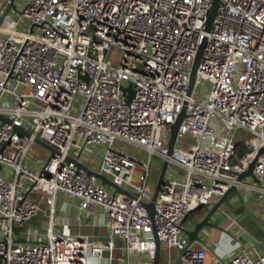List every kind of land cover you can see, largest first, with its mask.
<instances>
[{
  "label": "built area",
  "instance_id": "1",
  "mask_svg": "<svg viewBox=\"0 0 264 264\" xmlns=\"http://www.w3.org/2000/svg\"><path fill=\"white\" fill-rule=\"evenodd\" d=\"M16 8L19 20L0 11V116L11 122L0 120V264H154L156 238L185 250L182 264H264L256 247L209 261L185 233L195 211H211L233 187L264 204V0H23ZM34 146L47 162L31 155ZM92 148L100 150L90 162ZM154 157L168 168L152 218ZM251 165L253 176L239 181ZM31 193L48 195L39 238L24 233L43 206ZM59 210L66 215L56 224ZM82 225L106 236L74 234Z\"/></svg>",
  "mask_w": 264,
  "mask_h": 264
},
{
  "label": "crops",
  "instance_id": "2",
  "mask_svg": "<svg viewBox=\"0 0 264 264\" xmlns=\"http://www.w3.org/2000/svg\"><path fill=\"white\" fill-rule=\"evenodd\" d=\"M244 196V195H243ZM77 202H73V207L67 212V215L73 217L76 213ZM208 211L200 208L195 211L189 218L187 229L192 230L195 224L204 219ZM60 219L63 214L59 210ZM216 219L220 218V222H211L217 228H206L207 235L203 236L206 246H198L207 248L208 260L213 261L215 257H224L223 252H236V250H248L256 247L264 254V204L253 196H245L243 200L239 199L235 193H231L215 214ZM34 220V219H33ZM47 218L45 220V223ZM73 233H84L96 238L106 236V230H96L93 227L75 226ZM221 247L223 250L218 249Z\"/></svg>",
  "mask_w": 264,
  "mask_h": 264
},
{
  "label": "water",
  "instance_id": "3",
  "mask_svg": "<svg viewBox=\"0 0 264 264\" xmlns=\"http://www.w3.org/2000/svg\"><path fill=\"white\" fill-rule=\"evenodd\" d=\"M15 1L16 0H11V2L9 4L6 3H2L0 6V11L5 7L6 11L5 13H9L11 10L17 11L16 5H15ZM219 7V2H217L213 8V10L210 13L209 19H208V30L211 28V25L215 19L216 13H217V9ZM1 21V20H0ZM202 59V51L199 53L197 60L195 62V65L193 67L192 73H191V77H190V90H189V94L192 91L194 82H195V77H196V73H197V69L199 67L200 61ZM186 116L185 110L181 113V115L178 117L177 121L175 122V124H173L171 126V131H170V140H169V144H168V149H169V155L172 154L174 147H175V143H176V139H177V135H178V131H179V127L182 123V121L184 120ZM0 120L3 123H11L7 118L0 116ZM16 129L18 131H21V129L19 127H16ZM28 136V134H26ZM36 144L39 145L40 147L48 150L51 152L52 156L57 154V150L47 144H44L42 142H40L39 140L36 141ZM253 165H251L250 169L239 176L238 180L242 181L244 180L246 177L248 176H253L252 171H253ZM84 169H86L89 173L95 175L101 182L103 185H107L110 187H114L116 188L117 191L121 192V193H125V194H129L126 190L116 186L112 181H110L107 177L100 175L96 172L91 171L90 169L83 167ZM168 168V163L164 162L162 164V167L160 169V173H159V177L157 180V183L155 185V189H154V193L152 196V199L149 203L146 204V207L150 213V216L153 218L155 215V202L156 199L158 197V193L161 189V186L164 183V178L166 175V171ZM258 181V180H256ZM231 193H235L237 195V197H239V199L243 200L242 196L240 193L237 192V189L235 187H233L226 196H224L215 206L214 208L207 214V216L202 219L201 221L197 222L194 226V228L192 230H185L186 235L189 238V244L190 246L192 245H200V246H206V242L204 241V239L202 238V233L203 230L206 228H217V226H215L212 222L211 219L212 217L218 212L219 208L221 207V205L224 203V201L228 198V196ZM21 243H24L25 240H20ZM156 242H157V252H156V258L154 261V264H160L161 261V243L160 241L156 238ZM185 254V250L184 251H177V255L176 258L174 259V261L171 263V257L169 258V264H182V257Z\"/></svg>",
  "mask_w": 264,
  "mask_h": 264
},
{
  "label": "rangeland",
  "instance_id": "4",
  "mask_svg": "<svg viewBox=\"0 0 264 264\" xmlns=\"http://www.w3.org/2000/svg\"><path fill=\"white\" fill-rule=\"evenodd\" d=\"M23 3V0H16V6L20 7V5ZM12 17L15 19V20H19L20 18V15H19V10L18 12L17 11H14L12 10ZM20 30H23L25 27H22V25L19 27ZM115 51H113L111 53V57L112 58H115ZM128 149V152L129 153H132L134 154L135 156H139L140 158L142 159H148V154L146 152H144L143 150H140L138 148H127ZM100 148H92L90 150V152L87 154L88 155V159L91 161H93V153H96L97 151H99ZM41 152V153H40ZM31 155L32 156H35V157H41L44 159L45 162H47L49 160V154L47 152H42L37 146H34L32 151H31ZM160 159H158L157 157H154L153 159V163H152V166H151V177H150V181H151V184L152 185H156L157 183V180H158V177H159V169H160ZM4 175V173H3ZM154 187V186H153ZM255 198L257 200L258 197L256 194H254ZM43 198L41 199V196L37 193H31L30 194V198L37 201V202H40L43 206H42V210H41V213L30 223L26 226V228L24 229V233H29L30 231L33 233V234H36L37 235V238H39L43 232H44V228H45V220H46V217H45V212H48L49 211V205H48V195H43L42 196ZM215 217V218H214ZM216 215H214L212 217L213 221H218L220 222V218L216 219ZM60 221V215H59V211L57 212V215H56V224ZM47 222V221H46ZM55 232H60V228H58L56 226V229H55ZM176 255H177V250L176 249H169L167 247L166 244H162V247H161V261H160V264H169V258L171 257V263L174 261V259L176 258ZM170 263V264H171Z\"/></svg>",
  "mask_w": 264,
  "mask_h": 264
},
{
  "label": "trees",
  "instance_id": "5",
  "mask_svg": "<svg viewBox=\"0 0 264 264\" xmlns=\"http://www.w3.org/2000/svg\"><path fill=\"white\" fill-rule=\"evenodd\" d=\"M198 210H199V209H198ZM198 210H197V211H198Z\"/></svg>",
  "mask_w": 264,
  "mask_h": 264
}]
</instances>
